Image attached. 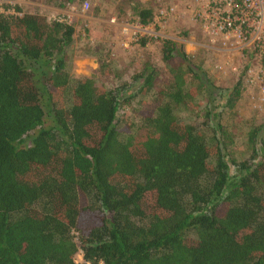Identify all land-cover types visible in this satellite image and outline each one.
<instances>
[{
	"label": "trees",
	"instance_id": "obj_1",
	"mask_svg": "<svg viewBox=\"0 0 264 264\" xmlns=\"http://www.w3.org/2000/svg\"><path fill=\"white\" fill-rule=\"evenodd\" d=\"M124 9L153 18L140 0H118ZM74 32L17 6L0 12V264H264V120L246 134L249 157L227 160L225 128L208 140L176 116L211 84L163 39L169 76L134 110L135 126H122L155 69L133 76L134 92L70 78ZM240 87L212 99L230 108Z\"/></svg>",
	"mask_w": 264,
	"mask_h": 264
},
{
	"label": "rangeland",
	"instance_id": "obj_2",
	"mask_svg": "<svg viewBox=\"0 0 264 264\" xmlns=\"http://www.w3.org/2000/svg\"><path fill=\"white\" fill-rule=\"evenodd\" d=\"M140 1L151 6L153 12L165 4L173 8L171 17L155 27V36L147 37L149 39L143 45L129 37L127 27L135 18L127 9L119 14L116 10L118 0H7L0 2V10L7 8L12 12V7L17 6L23 12L41 13L48 20L62 18L71 22L75 32L65 53V70L70 78H90L96 86L107 89L129 83V91L134 92L141 80H133V76L141 72L145 64L152 66L157 74L155 87L147 93L134 95L120 111L121 124L126 127L135 126L134 110L169 76L159 53L160 42L171 39L181 43L193 67L202 72L211 85L206 91L198 89L193 98L187 99L184 108H176V116L195 125L208 140H212V127L221 125L231 141L226 149V159L239 161L249 157L246 134L264 120V89L244 81L242 66L246 52L239 56L217 50L221 46L212 45V33L182 9V0ZM84 2L86 7H83ZM238 79L241 81L240 94L232 107H225L220 99H212V89L216 94L224 92ZM188 86L191 90L196 89L193 79ZM259 132H264V128ZM27 143L25 139L19 147Z\"/></svg>",
	"mask_w": 264,
	"mask_h": 264
},
{
	"label": "built area",
	"instance_id": "obj_3",
	"mask_svg": "<svg viewBox=\"0 0 264 264\" xmlns=\"http://www.w3.org/2000/svg\"><path fill=\"white\" fill-rule=\"evenodd\" d=\"M182 1V9L212 33V45L217 43V46H221L217 50L239 56L246 52L242 66L244 81L264 89V0ZM86 6L84 2L83 7ZM172 9L168 4L163 5L153 12V18L147 24H141L136 19L131 21L127 27L129 37L135 41L141 37L155 36L153 29L171 17ZM5 10L9 12L7 8Z\"/></svg>",
	"mask_w": 264,
	"mask_h": 264
},
{
	"label": "crops",
	"instance_id": "obj_4",
	"mask_svg": "<svg viewBox=\"0 0 264 264\" xmlns=\"http://www.w3.org/2000/svg\"><path fill=\"white\" fill-rule=\"evenodd\" d=\"M111 21V20H110Z\"/></svg>",
	"mask_w": 264,
	"mask_h": 264
}]
</instances>
